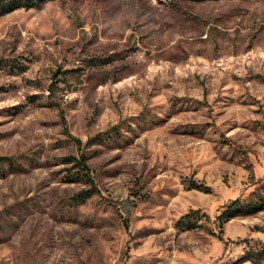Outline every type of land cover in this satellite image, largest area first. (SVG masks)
Masks as SVG:
<instances>
[{"label": "rangeland", "instance_id": "rangeland-1", "mask_svg": "<svg viewBox=\"0 0 264 264\" xmlns=\"http://www.w3.org/2000/svg\"><path fill=\"white\" fill-rule=\"evenodd\" d=\"M35 3L0 16V264H264V0Z\"/></svg>", "mask_w": 264, "mask_h": 264}, {"label": "trees", "instance_id": "trees-1", "mask_svg": "<svg viewBox=\"0 0 264 264\" xmlns=\"http://www.w3.org/2000/svg\"><path fill=\"white\" fill-rule=\"evenodd\" d=\"M36 0H0V16L13 11L20 7H30L35 3ZM38 1V0H37ZM76 159V158H75ZM10 157L8 156H0V163L9 161ZM86 157L84 155H81L79 159H76V165L79 167V171L77 172L76 176H73V179H83L89 184V188L81 190L77 194H75L72 198L75 202L80 203L86 200L88 197H90L95 192V185L93 184V181L89 175V168L86 164ZM260 205H262L261 202H258ZM240 207L239 200H234L231 205L228 206L227 209H225L219 216L221 220H224L225 218L228 219V217L232 216L233 208ZM257 207L256 204H247L246 208L248 210H253ZM199 211H190L186 215L183 216V218H188V221H191L193 214H198Z\"/></svg>", "mask_w": 264, "mask_h": 264}]
</instances>
